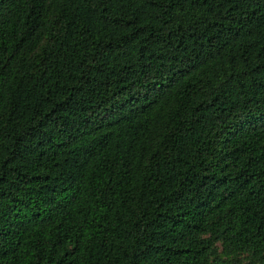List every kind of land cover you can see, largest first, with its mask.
Segmentation results:
<instances>
[{
    "label": "trees",
    "instance_id": "obj_1",
    "mask_svg": "<svg viewBox=\"0 0 264 264\" xmlns=\"http://www.w3.org/2000/svg\"><path fill=\"white\" fill-rule=\"evenodd\" d=\"M0 264H264V0H0Z\"/></svg>",
    "mask_w": 264,
    "mask_h": 264
}]
</instances>
